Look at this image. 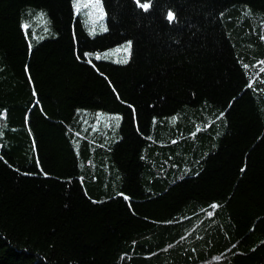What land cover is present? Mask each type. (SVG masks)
<instances>
[{
    "label": "trees",
    "instance_id": "16d2710c",
    "mask_svg": "<svg viewBox=\"0 0 264 264\" xmlns=\"http://www.w3.org/2000/svg\"><path fill=\"white\" fill-rule=\"evenodd\" d=\"M84 1L0 0V264H264V0Z\"/></svg>",
    "mask_w": 264,
    "mask_h": 264
},
{
    "label": "rangeland",
    "instance_id": "374dc122",
    "mask_svg": "<svg viewBox=\"0 0 264 264\" xmlns=\"http://www.w3.org/2000/svg\"><path fill=\"white\" fill-rule=\"evenodd\" d=\"M77 7V6H76ZM84 7L88 8V14L86 15L90 21V32L92 34L98 33V32H103L106 30V17H105V11L102 5V0H85L84 1ZM130 41L102 51L98 52L96 57H100L102 59H109L113 60L115 62H119L125 58V56L128 57V59L131 56V49H130V55L124 51L125 47L129 44ZM121 63V62H120ZM104 114L103 116L109 117L107 113H102ZM114 115V114H111ZM115 119V115L113 116V121Z\"/></svg>",
    "mask_w": 264,
    "mask_h": 264
},
{
    "label": "snow or ice",
    "instance_id": "6c2138e0",
    "mask_svg": "<svg viewBox=\"0 0 264 264\" xmlns=\"http://www.w3.org/2000/svg\"><path fill=\"white\" fill-rule=\"evenodd\" d=\"M137 3L139 4L140 7L144 8L145 10H147L148 7H149V4L148 3L140 4L139 3V0H137ZM77 7H79V5H77ZM167 19H168V21L170 23L173 22L175 20V14L170 11L167 14ZM130 49H131V42H129V44L125 47L124 51L130 55ZM99 58L100 57L98 56L97 59H99ZM119 62H121V63H127L128 62V57L125 56V58L123 60L119 61ZM262 63H264V62H262ZM245 67L247 68V65H245ZM261 70L264 71V69H261ZM262 82H264V81H262ZM249 86L251 87V85H249ZM115 119H118V118H115ZM215 207L216 206L213 205V208H215Z\"/></svg>",
    "mask_w": 264,
    "mask_h": 264
}]
</instances>
